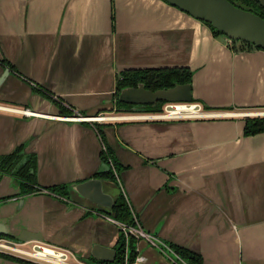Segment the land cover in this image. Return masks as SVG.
I'll return each mask as SVG.
<instances>
[{"label":"crops","instance_id":"1","mask_svg":"<svg viewBox=\"0 0 264 264\" xmlns=\"http://www.w3.org/2000/svg\"><path fill=\"white\" fill-rule=\"evenodd\" d=\"M2 58L15 69L0 86V106L41 114L56 111L31 93L32 82L84 117L97 110L102 111L96 115L121 117L107 103L118 73L174 68L192 70V98L206 108H264V51L234 53L201 22L162 0H0ZM5 68L0 62V76ZM56 120L0 109V155L29 142L42 187L87 178L99 166L95 129L66 117ZM101 124L126 166L117 184L144 233L201 254L202 264H264V132L244 136L240 116L114 118ZM12 192L9 179H2L0 196ZM36 196L63 200L46 192ZM40 206L35 198L26 210L30 226L43 225ZM99 217L114 222L106 214ZM69 223L70 218L51 223L48 235ZM117 230L101 241L113 247ZM137 249L142 264H175L143 239Z\"/></svg>","mask_w":264,"mask_h":264},{"label":"water","instance_id":"2","mask_svg":"<svg viewBox=\"0 0 264 264\" xmlns=\"http://www.w3.org/2000/svg\"><path fill=\"white\" fill-rule=\"evenodd\" d=\"M162 1L171 7H176L181 12L201 22L210 33L211 31L209 27H211L215 32L224 35L230 41L237 43L244 42L254 48H258L264 51V18L260 17L256 12L254 13L253 11H250L249 9L242 6H236L228 0ZM258 2L261 8L264 10V0H258ZM206 24L209 25V27ZM3 60L5 59L2 58L0 62L2 63ZM7 62H9L10 65L6 66V68L1 73L0 86L4 83L6 78H8L12 74L11 70L13 68L15 69V67L9 60ZM16 73L21 75V73H19L18 71H16ZM121 73L122 72L118 73L116 77ZM28 81H30V83L32 82L31 80ZM32 83L33 86L29 85L31 93L44 103H47L50 108H54L56 113L41 114L39 112H36L35 110H30V112L32 113L30 117L36 118L38 116H42V119L44 120L58 122L56 119H59V117H66L71 120V118H76L78 114L84 113V111L79 110L78 107L72 106L63 101L62 98L53 95V93L43 84L41 85L36 82ZM34 89H37V91L43 90L45 92H48L53 99L61 100L64 105H67L72 109L71 115H61L56 106L53 105L52 101L36 93ZM191 89L192 85L190 83L175 84V86L171 88L151 91L147 89L143 83H141L138 84L137 87L125 86V88H122L118 95V101L123 104L126 103L135 106L155 105L161 101L167 103H189L193 99ZM114 91L115 88L111 93L109 100L107 101V103L111 104V106L113 105L112 95ZM100 111L102 110L94 111L92 112L90 117L85 118L93 119V117H95L96 114H98ZM80 122L81 121L76 120L71 123L84 125ZM103 132L105 134V129L103 130ZM28 143L29 142H25L17 145L11 150V152L14 151L17 147L22 146L23 151L21 152V155L27 156L28 154H33L34 156H36L34 152L28 151ZM109 147L112 148L111 145H109ZM101 148L102 145L100 146V150ZM112 150L114 152L113 148ZM11 152L0 156L11 154ZM36 159L37 172V156ZM118 162L123 168H126V166H124L119 161V159ZM102 167L103 165L101 164L99 157L98 168L87 178L75 182L61 183L45 187L40 186V184L38 183L37 172V183L40 187L46 188L65 185L66 188H68V198L62 200V202L49 196L43 197L33 194L20 195V189L17 180H15L14 178H9L3 173H0V185L2 179L8 178L11 184V190H13L12 194H5L0 196V236H5L12 240L15 239L22 243H30V241L41 243L50 242L62 248L64 247L68 249L78 259H92L96 263L101 262L112 264L117 255L116 250L114 247L107 246V242L105 240L102 242L100 236L103 235L104 237L106 236L108 237V239H110L112 237L111 235L114 232L112 230L115 228V224L114 222L101 219L99 217V214L111 213L114 201L119 193V188L113 182H110L106 179L94 177V174L104 171ZM113 188L116 189V193L114 195L109 194V192H111ZM35 198L40 202L41 205L40 207H38V211L40 215H42L41 219L43 225L40 224V226L29 225L31 217L26 211L29 208L31 201ZM45 198L48 200L44 203L43 199ZM31 210L32 213L35 212L34 209ZM67 218H70L69 224L65 225L64 227L62 226V228L60 229H57L55 234L48 235V225H50L51 223H55L57 225L59 221H61L62 219L66 220ZM23 222L26 224H23ZM153 234H156V231H154ZM168 243L173 244L177 247L180 246L190 251L180 244L176 245L172 242ZM135 251L138 253L137 257L143 258L141 252L139 251V249H137V244ZM199 255L202 257L201 254ZM144 260L145 259L143 258V262ZM0 261L9 264H22L17 261L5 259L3 257H0Z\"/></svg>","mask_w":264,"mask_h":264},{"label":"trees","instance_id":"3","mask_svg":"<svg viewBox=\"0 0 264 264\" xmlns=\"http://www.w3.org/2000/svg\"><path fill=\"white\" fill-rule=\"evenodd\" d=\"M232 4L236 6H242L244 8L249 9L250 11L256 12L260 17L264 18V12L259 7L257 0H228ZM257 3V4H256ZM258 5V6H257ZM112 26L114 25V16L113 10L111 14ZM207 25V24H206ZM209 27V25H207ZM211 34L215 38H223L225 37L218 32H215L211 27H209ZM234 53H239L240 51H254L260 50L258 48H254L251 45L240 42L237 45L233 42V46L230 48ZM2 64L8 66L9 62L6 60L2 61ZM14 69V68H13ZM192 70L190 71L188 68H174V69H143L141 71H124L119 76L116 77L115 80V92L112 95V101L115 102L119 107L126 106V109H118L116 112L119 113H158L161 111L162 107L167 104V102H159L155 105H144L139 109L135 108L130 104H123L118 101V95L122 88L125 86L128 87H137L138 84L143 83L144 86L151 90L157 91L158 89H167L174 87L175 84H190L192 78ZM36 93L45 98L52 101L53 105L59 110L61 115L70 116L72 109L64 105L61 100H55L52 96L45 91H37L34 89ZM191 102H195L194 99ZM205 110L210 108H206L202 105ZM137 108V107H136ZM82 116H86L84 113H80ZM84 125L92 126L98 137L100 138V142L102 148L99 152L100 162L103 165V172H98L94 174V177L106 179L110 182H113L118 188L116 176L119 177L121 172H123L126 168H123L118 159L113 152L112 148L109 147L105 134L103 132L106 125L100 124L97 122L88 123L83 122ZM264 132V117H245V124L243 127L244 136H255L259 135V133ZM23 151V147L19 146L11 154L0 156V173L4 175L14 178L17 180L20 195H39L42 191H47L48 193L62 199L68 198V188L65 185L54 186V187H46L42 188L37 183V159L33 154H28L27 156L21 155ZM110 220H115L116 222L123 224L127 227L135 226L136 222L133 218V213L130 208L129 203L126 202V199L119 188L118 196L114 201V205L112 207L111 213L106 214ZM135 217V216H134ZM138 239L132 235L125 236L123 231L118 228L117 239L114 244V248L116 250V258L112 264H130L132 263L136 256V244ZM169 248L174 251L178 257H180L187 264H202V257L198 253H193L188 251L182 247H177L173 244L166 243ZM0 257L11 261H17L22 264H36L33 262L24 261L17 257H12L0 252ZM93 264H109V263H101L95 262L92 259H89Z\"/></svg>","mask_w":264,"mask_h":264},{"label":"built area","instance_id":"4","mask_svg":"<svg viewBox=\"0 0 264 264\" xmlns=\"http://www.w3.org/2000/svg\"><path fill=\"white\" fill-rule=\"evenodd\" d=\"M0 109L6 112H11L17 115H23V116H30L32 113L28 109H20L16 107H5L0 106ZM235 116L240 117H264V111L262 110H251V111H242L240 113L238 112H218L215 110H205L199 102H175V103H167L165 104L161 111L158 113H142V114H132V115H124L121 117H114V116H103L101 114L96 115L93 117V119L85 118L81 114H78L76 118H71L73 121H81V122H88V123H102L109 121L110 119L117 118L118 120H129V121H159V120H165V121H176V120H209V119H225V118H232ZM117 177V176H116ZM48 193L46 190L42 191L43 193ZM123 193V192H122ZM124 195V194H123ZM125 197V195H124ZM126 199V197H125ZM127 202V200H126ZM135 219V226H125L123 224H120L113 220L117 226L123 231L125 236L132 235L138 240H145L148 241L151 245L154 247H157L160 252L164 253L170 260H172L175 264L177 261H182L184 264H187L184 262L180 257L177 256V254L172 251L169 246L165 242H160L152 235H149L147 233H144L138 222L137 219ZM30 250L24 249L25 246L30 245ZM51 252V254L49 252ZM0 252L12 257H17L19 259H22L24 261L33 262L36 264H86L79 261L78 258L74 254H72L67 249H61L49 244H44L41 242L36 241H30V243H22L17 240L8 239L5 237H0ZM41 254L42 257H39ZM170 255H173L171 258ZM143 258L137 257L135 260L130 264H142ZM128 264V263H126Z\"/></svg>","mask_w":264,"mask_h":264},{"label":"flooded vegetation","instance_id":"5","mask_svg":"<svg viewBox=\"0 0 264 264\" xmlns=\"http://www.w3.org/2000/svg\"><path fill=\"white\" fill-rule=\"evenodd\" d=\"M258 1V0H257ZM257 4V3H256ZM258 4H259V2H258ZM258 6V5H257ZM259 7L261 8V6H260V4H259ZM262 9V8H261ZM262 11L264 12V10L262 9ZM221 39H223L224 41H225V43H226V45H227V47L230 49L231 48V46H233V41H230L229 39H227L226 37H223V38H221ZM235 43V45H237L238 43L237 42H234ZM115 92V91H114ZM112 106H113V109H115V111H117L118 109H126L127 107L126 106H123V107H119L115 102H113L112 101ZM142 106H144V105H142ZM142 106H135V105H133V107H135V108H132V109H139L140 107H142ZM137 107V108H136ZM258 110H262V111H264V108L263 109H258ZM123 114H125V113H123ZM126 114H138V113H126ZM125 114V115H126ZM243 121H244V124H245V117H243ZM243 127H244V125H243ZM244 134V133H243ZM246 137H249V136H246ZM8 177V176H7ZM10 178V177H9ZM118 178L119 177H116V179L118 180ZM63 200L64 199H67V198H62ZM1 237V236H0ZM9 239V238H8ZM15 240V239H14ZM89 261V264H93V263H91V261L90 260H88Z\"/></svg>","mask_w":264,"mask_h":264},{"label":"rangeland","instance_id":"6","mask_svg":"<svg viewBox=\"0 0 264 264\" xmlns=\"http://www.w3.org/2000/svg\"><path fill=\"white\" fill-rule=\"evenodd\" d=\"M245 111V110H244ZM127 115V114H126ZM128 115H132V114H128ZM113 191L116 193V189H114L113 188ZM119 228V227H118ZM114 230H117L116 229V227L112 230V231H114ZM30 248H31V244L30 245H27V246H25L24 247V249H26V250H30ZM154 249V248H153ZM171 256V258L173 257V255H170ZM82 261V262H84V263H86V264H89V261L87 260V259H82V258H80L79 259V261ZM168 262H170L169 261V259H166ZM171 263V262H170ZM171 264H173V263H171ZM176 264H184L181 260L180 261H177V263Z\"/></svg>","mask_w":264,"mask_h":264},{"label":"bare ground","instance_id":"7","mask_svg":"<svg viewBox=\"0 0 264 264\" xmlns=\"http://www.w3.org/2000/svg\"><path fill=\"white\" fill-rule=\"evenodd\" d=\"M49 252V251H48ZM50 254H51V252H49ZM37 255H39V257H42V255L41 254H37Z\"/></svg>","mask_w":264,"mask_h":264}]
</instances>
